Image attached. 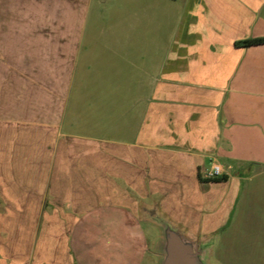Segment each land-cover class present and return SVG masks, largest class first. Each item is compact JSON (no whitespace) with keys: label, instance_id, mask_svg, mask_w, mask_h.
<instances>
[{"label":"crops","instance_id":"crops-1","mask_svg":"<svg viewBox=\"0 0 264 264\" xmlns=\"http://www.w3.org/2000/svg\"><path fill=\"white\" fill-rule=\"evenodd\" d=\"M113 1L106 24L75 7L29 41L0 16V264H76L69 232L111 210L157 264L146 207L213 237L210 264L220 242L264 264V43L240 44L264 0Z\"/></svg>","mask_w":264,"mask_h":264},{"label":"rangeland","instance_id":"rangeland-1","mask_svg":"<svg viewBox=\"0 0 264 264\" xmlns=\"http://www.w3.org/2000/svg\"><path fill=\"white\" fill-rule=\"evenodd\" d=\"M68 1L77 4L78 0H0V16L11 20L9 23L11 33L21 29V33H25L23 40H34V34L37 32L47 34L51 32V24H53L51 17H66L68 10L73 12V9L78 7L70 6L71 9H68ZM84 1L87 2V0ZM113 2V0H107L105 3H94L88 7L81 4L75 8L74 12L80 16L86 14L89 16L92 10L98 9L92 12H100L103 23L106 24ZM65 28L64 24L63 29ZM16 38L11 37L10 41ZM17 41H20V38ZM12 45L11 47L14 48L15 46ZM150 200V203L155 202L154 205L161 204L164 208L167 207L170 210L169 215L179 221L180 214L177 204L173 201L168 206L163 203L162 198ZM127 216L112 210L86 215L78 228L69 232L72 238L71 254L76 257V264H139L143 247L140 237L144 230L137 224L131 223L133 214ZM147 232L150 233V230ZM228 249L231 247L227 243H218L213 252V262L239 264L232 261V252Z\"/></svg>","mask_w":264,"mask_h":264},{"label":"water","instance_id":"water-1","mask_svg":"<svg viewBox=\"0 0 264 264\" xmlns=\"http://www.w3.org/2000/svg\"><path fill=\"white\" fill-rule=\"evenodd\" d=\"M145 221L159 231L157 264H210L214 238L199 240L163 214L158 207L144 208Z\"/></svg>","mask_w":264,"mask_h":264},{"label":"built area","instance_id":"built-area-1","mask_svg":"<svg viewBox=\"0 0 264 264\" xmlns=\"http://www.w3.org/2000/svg\"><path fill=\"white\" fill-rule=\"evenodd\" d=\"M222 172L221 166L219 164H212L210 167L204 169V175L206 177H216L218 175H220Z\"/></svg>","mask_w":264,"mask_h":264},{"label":"trees","instance_id":"trees-1","mask_svg":"<svg viewBox=\"0 0 264 264\" xmlns=\"http://www.w3.org/2000/svg\"><path fill=\"white\" fill-rule=\"evenodd\" d=\"M262 43H264V37H252V38H248L240 42V44L244 46H252V45L262 44ZM223 178L224 177H218L216 178V180H220Z\"/></svg>","mask_w":264,"mask_h":264}]
</instances>
